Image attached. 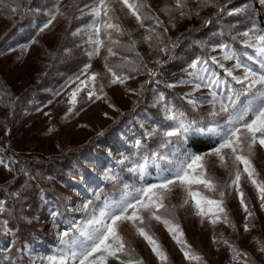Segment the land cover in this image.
<instances>
[{
    "label": "rangeland",
    "instance_id": "374dc122",
    "mask_svg": "<svg viewBox=\"0 0 264 264\" xmlns=\"http://www.w3.org/2000/svg\"><path fill=\"white\" fill-rule=\"evenodd\" d=\"M107 2L114 9V12L110 13V16L114 17L112 23L118 24L122 32L116 29H105L101 26L99 38L103 43L99 45V53L90 59L87 53L92 51L93 45L86 41L89 35H94V33L91 32L90 28L87 31L84 29L90 25L93 16L88 14L89 9H85L83 13L80 9H83L85 4L91 5L93 0H32L26 7L25 4L23 5L27 25L20 27V30H17L19 32L9 39L6 38L7 34L18 22V18H21L20 9L23 6H19L21 3L0 0V72L6 82L15 88L16 92L20 93L26 89L24 94H29V96L28 94L25 95V101H23L25 103H23V106L20 104L19 111L11 117L12 122L8 126L5 123V116L8 113L6 98L5 95L0 96V159L8 164L7 168L4 164H0V186L9 185L6 182L13 179L19 161L23 165L25 160H43L42 163L23 165L22 169L24 171L21 179L12 185L5 186L8 190L7 194L5 192V194L1 193L0 195V199L4 201L6 207L9 204L8 193L10 195L15 192L21 193L20 197L13 195L11 197L15 204L18 203L23 208L22 217L29 227L28 237L24 240V244L17 248L18 251L26 254L29 264H48L49 257L61 254L59 233L69 231V240L72 237L79 236L81 226L86 223L92 210L101 208H96L97 203H92L91 196L84 192L91 179V174L97 173L102 180L108 179L106 173L109 176H116L117 174L113 173L114 164H119L118 162L122 156H128L127 147L132 148L134 142L138 139L139 135L133 127V123L129 121L120 127L113 137H104L95 149L84 157L82 162L69 167L64 180L56 174L59 166L58 162L54 160L55 158L63 156L68 148L85 143L92 135L104 133L103 131L115 120L121 110L130 108L134 103L147 74L144 72L133 75L124 74L117 70L116 66L119 63L133 64L137 62L138 59L128 55L127 50L139 49L151 65H155V61L167 56L159 50L167 46V35L157 33L156 27L144 22V19L148 17L146 15L147 7L153 6L162 16L160 23H163L172 35H177L191 24L198 23L202 18L212 14L217 10V6L213 5H218L217 0H208V6H204V0H180L182 9H178L177 0H138L142 5L140 14L143 26H141V23L136 20L135 16L131 15L120 0H107ZM130 2H133V0H130ZM57 4H59L64 15H57L52 24L43 32H40L39 29L49 19L46 13ZM11 7H18V11L11 13ZM182 10L188 14L182 16ZM232 10H236V8L228 12ZM70 14L77 15L79 23L69 30L70 41H68L65 52L67 54L74 53L79 59V66L75 69L65 67L59 69V71L57 68L55 77L49 81L44 80V85L41 82L40 88L32 92L34 95L31 96L29 86L40 79V77H36L37 74L40 75L42 71L44 72L47 69L50 60L58 52L61 37L68 30L66 25L70 19ZM102 19L106 20L107 18L102 16ZM160 23L158 24L162 26ZM222 26L231 36L236 31L246 30L235 18L222 19ZM74 33L77 34L74 35ZM106 33H110V37ZM149 36L152 38L146 40L145 37ZM157 36L160 37L159 41L156 39ZM208 39L199 40L201 46L207 51L209 59L216 57L223 63V70L232 68L235 61L223 60V53L219 48L220 44H228L238 54H241V59L245 63L258 68V63L255 60L250 61L242 55L244 52L253 53L252 49H247L243 45V37H238L236 40L240 49L234 46L235 43ZM32 40L36 42L32 43ZM114 41L117 42L114 43ZM25 44L29 45L27 50L22 47ZM109 48L116 54L109 55ZM213 48L216 50H213ZM177 56L184 63L169 75V84H176V87L172 88L182 98L185 93L192 92L193 97L198 101H205L200 103L197 109H193L187 103V100L183 98L191 109L209 115L212 106L206 102L211 99L208 89L201 88L199 91L193 92V84L177 83L182 79L185 81L189 79L185 69L196 59L186 57L184 49ZM89 63L91 68L88 69V75L98 73L94 89L96 96L101 98L97 99L96 96H93L90 100L87 93L92 89L87 88L77 95V103L72 105L69 103V96L79 82H70L80 75L84 66ZM106 64L118 76L127 77L125 82L110 83L113 76L105 67ZM207 67L212 73L211 64L207 63ZM52 70L53 68L50 69V72ZM242 72V69H236L234 75H242ZM216 77L223 80V77L219 75H216ZM86 78V76L81 77V79ZM101 86H103L102 91ZM161 95L164 97L162 92L156 87H152L149 107L136 116L138 123L144 125V130H150L153 125H157L153 122V117L151 118L152 110L164 118V106L167 103H164L165 97L163 100H158ZM69 108H72L71 113H69ZM221 116L226 119L225 115ZM175 125L162 128L161 131L172 130ZM216 129L217 126L214 130ZM157 135L161 136L159 133ZM173 139L174 137L164 138L161 136L162 147L155 154L167 155L169 160L182 159L186 152L178 150V146L170 150L164 148L165 141ZM13 161L15 163H12ZM251 161L256 172L253 179L264 183V148L259 147L257 144L251 156ZM205 163L207 174L213 178L215 183L218 182L224 187H218L215 191H211L218 196L205 194L199 187H204L202 184H194L193 188L210 199H222V207L225 212L217 213L219 219L211 213L202 218L195 214L193 201L190 200L188 204H183L185 194L182 188H173L164 203L166 206L176 208L180 216L179 222L170 221L169 225L175 231V239L173 233L169 232L164 223L149 219L148 214L144 213V224L148 225L151 230L156 231L161 240H157L151 231L146 229L145 231L158 242L159 249L166 255V259L162 260L152 251L148 241L136 234L135 228L130 222L120 224L119 232L124 237L126 250L131 252L134 257L133 260H141L142 264H251L245 255L239 253L240 251L237 250L236 246H233L232 243L238 241L239 246L246 248L254 255L258 260V264H264V208L261 207L257 186L251 182L248 174L244 172L243 164L233 166L230 154L226 167L220 165L216 157H207ZM165 164H167V161H157L155 166L148 167V175L143 180H139L143 182V185L155 183L156 181L153 178L157 175L160 166ZM9 168L12 170H9ZM237 170L241 173L239 190L244 193V205L247 206L248 212L252 213L250 217L245 212L244 205L240 203V195L236 187H229ZM43 181L50 183L60 195H63V199L73 215L72 226H66L58 221V209L53 207V200L44 196ZM139 187L141 186H136L129 191L128 185H124L120 195L110 202L119 201L125 192H135ZM220 191L224 192L223 198L220 197ZM87 202H91V204L85 209L84 205ZM53 212L56 213L55 216L52 215ZM225 213L227 214V222L224 219ZM213 219H216L215 224L211 223ZM0 220L8 221L4 213L0 214ZM245 224L248 226L247 231L245 230ZM8 227L10 228L9 223ZM180 233H182V236ZM177 240H180L181 243H177ZM225 241L228 243H225ZM9 245L10 240L7 238L1 239L0 249L2 251H8ZM184 251H188L191 256L198 255L200 259L186 258ZM63 254L65 257L68 255L66 250ZM0 264H5L4 260L0 261ZM68 264H72L71 260L68 261ZM107 264H119V261L110 258Z\"/></svg>",
    "mask_w": 264,
    "mask_h": 264
},
{
    "label": "snow or ice",
    "instance_id": "6c2138e0",
    "mask_svg": "<svg viewBox=\"0 0 264 264\" xmlns=\"http://www.w3.org/2000/svg\"><path fill=\"white\" fill-rule=\"evenodd\" d=\"M120 2L127 7L131 15L135 16L136 20L143 26L140 14L141 3L138 0H133V2H130V0H120ZM204 6H208V0H204ZM213 6L219 7V5ZM177 8L182 9L180 0H177ZM85 9H89L88 14L93 16L90 25L84 29L87 31L90 28L91 32L94 33V35H89L86 41L93 45L92 51L87 53L91 59L92 56L99 53V45L103 43L99 38L101 26L105 29H116L119 32H122V30L118 24L112 23L114 17L110 16V13L114 12V9L111 8L107 0H93L91 5L85 4L84 8L80 9V11L83 13ZM17 11L18 7L10 8L11 13H16ZM220 11H223L222 7H220ZM238 11V9L232 10L228 14L231 15ZM46 14L49 19L39 29L40 32L47 29L56 19L57 15H64L59 4ZM187 14L183 10L181 11L182 16ZM102 16L107 19H102ZM157 22L159 23V21ZM210 22V20H206L205 24ZM106 35L110 37V33H106ZM238 37L244 38L242 43L245 48L253 50L252 54L244 52L242 55L250 61L255 60L258 63V68L245 63L241 59V54H238L228 44H220L219 48L223 53V60L235 61L232 68H225L224 71L235 84L241 86L240 88H233L227 85L225 81L216 77L215 73H210L206 59L193 60L185 69L189 79L186 81L182 79L177 82L193 84V92L199 91L201 88H207L211 99L206 102L212 106L209 115L213 117L226 116L224 124L218 125L216 129L217 145L204 153L186 152L182 159L177 160H169L167 155H160L158 153L152 156H145L141 150L148 138L156 136L158 133L164 138L187 135L188 127L182 121L184 113L179 112L169 104H165L164 120L174 122L179 120L180 122L176 123L172 130L161 131L164 127L163 125H153L150 130L145 129L144 140L137 139L133 145L134 149H136L134 153L136 158L132 159L124 155L118 162L124 165L125 161H129L131 166L127 170L143 180L148 175V167L155 166L157 161H167V164L160 166L157 175L153 178L156 182L143 185L137 188L135 192H125L119 201L105 202L103 207L98 210L94 208L86 223L81 226L79 236L72 237L69 240V231L66 230L59 233V244L62 252L59 256L49 257L48 264H68L69 260H71L72 264H107L110 258L118 260L119 264H142L141 260L121 258L120 254L126 253V241L119 232V226L124 222H130L135 228L136 234L148 241L152 247V251L162 260L166 259V255L159 249L158 242L141 226L145 223L144 213L148 214L149 219H155L164 223L169 232L173 233L174 239L176 235L174 229L169 226L170 221L160 214L161 209L167 211L164 201L173 188H182L185 194L183 204H188L190 200L193 201L195 214L202 218L209 215V213L214 216H217V213H224L222 199H210L193 188L194 184H202L209 191H215L218 187L213 178L207 174L205 163L207 157H216L220 165L226 167L230 154L233 166L243 164L244 172L248 174L251 182L257 186L261 207L264 208V183L253 179L256 172L251 161V156L257 144L259 147L264 148V29H258L253 21L249 28L243 31H236L231 36L232 40H237ZM151 38L150 36L145 37L146 40H150ZM156 39L159 41L160 37L157 36ZM35 42V40H32V43ZM116 42L114 41V43ZM22 47L24 50H27L29 45L25 44ZM175 47L176 43L172 42L159 50L171 56L172 50ZM213 50L216 49L213 48ZM108 52L109 55L116 54L111 48L108 49ZM211 61L214 64H218L221 68L224 67L223 63L216 57H211ZM155 63L160 64L161 61L157 60ZM105 67L113 76L110 83H124L125 79H127V77L118 76L107 64ZM89 68H91L90 63L86 64L80 75L70 82H79L69 96V103L72 105L77 103V95L84 89H92L87 93L90 100L93 96H96L94 84L98 73L88 75ZM236 69H242V75H234ZM148 73L150 76L156 75V71L153 69H149ZM82 76H86L87 78L81 79ZM168 87H176V84H169ZM102 90L103 86H101ZM96 98L99 99L101 97L96 96ZM183 98L187 100V103L193 109H197L200 103L205 102L194 98L192 92L185 93ZM163 99V95L158 97V100ZM71 111L72 108H69V113ZM141 127H144V125H141ZM165 142L170 141L166 140ZM195 143L196 141L194 140L193 144ZM12 163H15V161ZM0 164H4L6 168L8 167V164H5L3 159H0ZM9 170L12 169L9 168ZM106 178L116 179L115 176H109L107 173ZM240 180L241 173L237 170L229 187H236L240 195V203L244 205V193L239 190ZM11 195L20 197L21 193L15 192ZM223 196L224 192L220 191V197L223 198ZM89 204L91 202L85 203V209L89 207ZM244 210L248 213L249 217L252 215V213L248 212L246 205H244ZM6 211L4 201L0 199V214ZM52 215L55 216L56 213L53 212ZM217 219H219L218 216ZM224 219L227 222L226 213ZM211 223L215 224L216 219L211 220ZM245 230H248L247 224H245ZM0 231L5 233L12 232V229L8 227L7 220H0ZM180 235L182 236V233ZM177 243H181V241L177 240ZM225 243L228 242L225 241ZM229 246L231 247V245ZM65 250L68 253L67 257L63 254ZM184 255L189 259H200L198 255L191 256L188 251H184Z\"/></svg>",
    "mask_w": 264,
    "mask_h": 264
},
{
    "label": "trees",
    "instance_id": "16d2710c",
    "mask_svg": "<svg viewBox=\"0 0 264 264\" xmlns=\"http://www.w3.org/2000/svg\"><path fill=\"white\" fill-rule=\"evenodd\" d=\"M4 2H15L21 3L19 6L26 7L27 4L31 3L32 0H2ZM219 7L212 14L207 15L202 18L200 22L191 24L190 26L183 29L177 35H172L167 29L164 31L166 27L162 21V16L158 13V11L153 6L147 7V18L144 19L146 24H152L157 29V33L166 34L167 35V46L175 42L176 47L172 50L171 56L167 55L165 58L159 60L160 64L151 65V63L147 62L145 57H143L142 53L139 49L135 50H127L128 55L136 57L138 60L133 64H117V70L119 72H123L124 74H135L138 72H144L147 74L141 89L139 90L138 96L135 98L134 103L130 108L122 109L120 114L115 118V120L108 125V127L103 131L104 133H96L92 135L85 143L79 146H72L65 150L64 155L55 158L54 160L58 162V177L60 179L65 178L67 175V170L69 167L74 166L75 164L82 162L84 157L87 156L93 149H95L96 145L102 141L104 137H113L115 132L126 124L129 121H132L133 127L138 133V139L144 140V129L141 127V124L136 120V116L139 115L140 112H143L147 107H149L150 93L151 88L156 87L160 92L164 94L165 100L164 103L172 105L179 112L184 113L182 118L183 123L188 127V132L186 136L182 137H174L170 142H166L164 146L165 149H174L175 147H179L178 150L181 152H196L201 153L207 151L214 147L218 143V138L216 136V130L214 128L222 123H224V116H216L212 117L208 114L191 109L189 105L183 100L181 95L172 87H168L169 85V75L172 73L174 69H177L182 66L184 62H182L178 58V53L182 52L183 49L186 53V57L194 58V59H202L208 60V63L211 64V72L215 73V75H219L223 77V80L227 85L233 88H240L241 86L235 84L234 81L231 80V77L225 75L223 68H221L218 64L212 63L211 59L208 57V53L201 46L200 41L216 39L217 41H228L231 43H235L234 46L238 49L240 47L237 45L236 40H232L231 35L227 32L226 29L222 26V19H226L227 17L231 19H236L242 24L243 29H247L250 27L252 22L254 21L258 29H264V0H217ZM20 9L21 18H18V22H16L13 28L7 34V39L10 37H14L20 30V27L26 26L27 20L26 15L24 13V8ZM220 7L223 8V11H220ZM238 9V12L229 15L228 11L231 9ZM20 20V21H19ZM206 20H210L211 22L205 24ZM162 25L160 26L158 22ZM79 23V18L75 14H70V19L67 22L68 30L63 33L62 40L58 45V52L55 53L54 57L50 60L47 69L40 75L37 74L36 77H40V79L33 83L30 87L31 96L34 95L32 92L37 91L41 82L43 84L44 80H50L55 77V70L58 68L63 69L65 67L76 68L79 65V59L74 55V53H66L65 48L68 45V41H70V33L69 30L75 27ZM155 23V24H153ZM200 40V41H199ZM185 46V48H184ZM146 66V67H145ZM53 68L52 72L50 69ZM149 69H153L156 71L155 76H150L148 73ZM39 75V76H38ZM42 77V78H41ZM46 80V81H47ZM44 85V84H43ZM28 88V87H27ZM26 90V89H25ZM25 90L22 92H16L15 88L11 87L8 82L4 79L2 73L0 72V96L5 95L8 113L5 123L6 125H10L12 122V116L18 112L20 104L23 106L24 97L26 94ZM29 96V94H28ZM30 96V97H31ZM151 111V110H150ZM151 118L154 123L157 125H163V129L167 127H171V125H175V123L180 122L179 120L174 121H165L163 117L156 114L155 111H151ZM196 141L193 144V141ZM162 147L161 136H153L148 138L144 144L141 152L145 156H152L155 152ZM128 156L132 159H135L134 153L136 149L134 147H127ZM41 159H29L25 160L23 165H33L36 163H42ZM21 161L18 162L17 169L15 175L12 180L7 181L6 183L12 185L14 182H17L21 179L23 175V169ZM131 164L129 161L125 162L124 165L114 164L113 173L117 174L116 179H100L97 173L91 174V179L85 187L84 192L87 195L91 196L92 203H97L96 208L102 207L105 202H110L113 198H117L120 195V192L123 190L124 185H128V190L131 191L136 186H142L143 182H141L138 176L129 172L127 169ZM141 182V183H140ZM219 188L224 187L220 183L216 182ZM0 186V195L1 193L8 192L5 186ZM42 186L44 187V196L53 200V207L58 209V221L66 226H72L73 215L70 213L68 209V204L63 199V195H60L59 192L56 191L53 186L44 182ZM201 191H203L207 195L218 196L215 192H211L203 186H199ZM217 187V188H218ZM95 189V190H94ZM85 194V195H86ZM8 206L4 214L7 216L8 223L12 232L10 234H5L0 231V242L1 239L10 240V245L8 247V251H2L0 249V261L5 262V264H29L28 257L24 252L18 251V246H22L24 244V240L28 237V229L29 227L26 225L24 218L22 217L23 208H21L18 203L15 204L11 195L8 193ZM18 205V206H17ZM167 211L164 209L160 210V214L168 219L169 221L179 222L180 216L177 212V209L173 206H166ZM146 230L151 231L154 237L157 240H161L159 234L156 231H153L149 228L148 225H142ZM237 241V240H236ZM233 246H236L239 253L246 254L245 257L249 260L251 264H258V260L254 257V255L244 247L239 246V242L232 243ZM127 248V247H126ZM241 254V255H242ZM123 258H131V252L126 250V253L120 254ZM243 256V255H242ZM244 257V256H243Z\"/></svg>",
    "mask_w": 264,
    "mask_h": 264
}]
</instances>
